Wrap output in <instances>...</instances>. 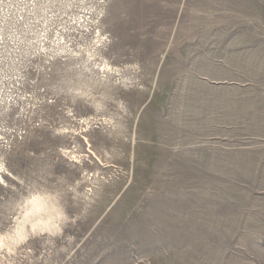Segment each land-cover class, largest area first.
Wrapping results in <instances>:
<instances>
[{
    "label": "rangeland",
    "instance_id": "1",
    "mask_svg": "<svg viewBox=\"0 0 264 264\" xmlns=\"http://www.w3.org/2000/svg\"><path fill=\"white\" fill-rule=\"evenodd\" d=\"M0 264H264V0H0Z\"/></svg>",
    "mask_w": 264,
    "mask_h": 264
},
{
    "label": "bare ground",
    "instance_id": "2",
    "mask_svg": "<svg viewBox=\"0 0 264 264\" xmlns=\"http://www.w3.org/2000/svg\"><path fill=\"white\" fill-rule=\"evenodd\" d=\"M42 207V203L38 199L32 201L31 209L37 210ZM12 237V236H11Z\"/></svg>",
    "mask_w": 264,
    "mask_h": 264
}]
</instances>
